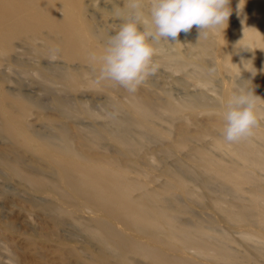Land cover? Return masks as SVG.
I'll list each match as a JSON object with an SVG mask.
<instances>
[{
	"label": "rangeland",
	"instance_id": "obj_1",
	"mask_svg": "<svg viewBox=\"0 0 264 264\" xmlns=\"http://www.w3.org/2000/svg\"><path fill=\"white\" fill-rule=\"evenodd\" d=\"M83 2L105 44L127 0ZM249 6L231 8L227 28L240 27L226 46L221 27L162 39L159 70L135 93L98 82L90 59H49L59 38L45 32L0 51V264H264V99L241 41ZM240 89L258 96L259 126L229 143L223 113Z\"/></svg>",
	"mask_w": 264,
	"mask_h": 264
},
{
	"label": "clouds",
	"instance_id": "obj_2",
	"mask_svg": "<svg viewBox=\"0 0 264 264\" xmlns=\"http://www.w3.org/2000/svg\"><path fill=\"white\" fill-rule=\"evenodd\" d=\"M230 15V0H127L126 12L117 13L119 28L105 40L101 53L90 54L93 64H99L97 80L112 81L135 93L158 72L159 64L153 57L157 54L155 45L162 39L177 41L181 32L187 34L193 26L199 38H206L213 29L226 28ZM59 51L52 48L49 59L55 60ZM251 72L255 76L256 71ZM257 97L250 89H240L227 100L221 131L227 142L237 143L254 135L260 119Z\"/></svg>",
	"mask_w": 264,
	"mask_h": 264
},
{
	"label": "bare ground",
	"instance_id": "obj_3",
	"mask_svg": "<svg viewBox=\"0 0 264 264\" xmlns=\"http://www.w3.org/2000/svg\"><path fill=\"white\" fill-rule=\"evenodd\" d=\"M242 2L249 4L253 9L251 21L248 22L247 26L245 24L241 30L246 33V37L241 40L242 43H246L252 48V50L247 49L249 57L245 59L248 63L249 80L254 90L263 92L262 96L264 99V0H230V8L242 4ZM84 9L83 0H0V51L4 49L6 52V49L8 50L12 46L11 42L14 39L15 41L25 42L28 39L35 40L40 38L43 35L42 33L45 32L46 34L44 33L45 35H43L45 37H42V39L47 37L46 40L55 39L56 41L59 38L57 40L59 46L57 47L64 57L69 60L86 61L90 59L91 53H101L104 43L99 44L96 41L97 35L93 26L84 15ZM238 28L235 27L234 32H238ZM220 29L222 34H220L219 41L222 46H226L237 39H232L231 35L234 32L231 33L227 27L223 29V26H221ZM251 71H256L255 76H253ZM97 181L94 180V183H99ZM133 210L135 211V209Z\"/></svg>",
	"mask_w": 264,
	"mask_h": 264
}]
</instances>
